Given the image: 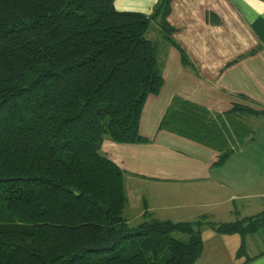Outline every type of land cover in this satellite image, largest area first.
<instances>
[{"label": "trees", "instance_id": "16d2710c", "mask_svg": "<svg viewBox=\"0 0 264 264\" xmlns=\"http://www.w3.org/2000/svg\"><path fill=\"white\" fill-rule=\"evenodd\" d=\"M115 1L0 0V264H196L202 254L200 220L123 218L124 173L102 143L148 142L142 109L163 79L150 18L120 13ZM171 2L160 0L154 18L167 24ZM245 115L264 119V109L212 116L175 101L160 130L218 151L223 165L257 136ZM206 226L240 235L239 258L264 212Z\"/></svg>", "mask_w": 264, "mask_h": 264}, {"label": "crops", "instance_id": "0c3cea01", "mask_svg": "<svg viewBox=\"0 0 264 264\" xmlns=\"http://www.w3.org/2000/svg\"><path fill=\"white\" fill-rule=\"evenodd\" d=\"M159 2H114L120 13L150 18L146 37L164 41L159 47L149 39L163 86L142 109L139 133L148 142L120 144L105 138L101 147L124 173L123 218L130 226L200 220L203 251L196 264H264V228L244 238V254L238 258L242 237L206 226L264 212V128L223 165H217L218 151L160 130L175 101L212 116L235 105L264 109V0H172L167 24L162 15L154 18Z\"/></svg>", "mask_w": 264, "mask_h": 264}, {"label": "rangeland", "instance_id": "374dc122", "mask_svg": "<svg viewBox=\"0 0 264 264\" xmlns=\"http://www.w3.org/2000/svg\"><path fill=\"white\" fill-rule=\"evenodd\" d=\"M149 39L151 41H153L154 43H156L159 47H161L164 44V41H162V39L159 36L155 35L154 37H151L150 34H149ZM244 120L248 124H250V126L255 131H257V136H258L259 132H261L263 130V128H264V119L261 118V117L257 118V117L245 115ZM261 200L263 201V198ZM133 226H137V225H133ZM173 237L176 238V239L184 240V241L187 240L186 236H183V235L178 234V233L173 234Z\"/></svg>", "mask_w": 264, "mask_h": 264}]
</instances>
